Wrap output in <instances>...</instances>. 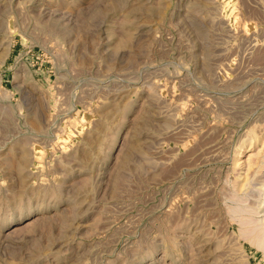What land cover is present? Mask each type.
Returning <instances> with one entry per match:
<instances>
[{
  "label": "rangeland",
  "instance_id": "rangeland-1",
  "mask_svg": "<svg viewBox=\"0 0 264 264\" xmlns=\"http://www.w3.org/2000/svg\"><path fill=\"white\" fill-rule=\"evenodd\" d=\"M262 178L264 0H0V264H264Z\"/></svg>",
  "mask_w": 264,
  "mask_h": 264
},
{
  "label": "bare ground",
  "instance_id": "bare-ground-1",
  "mask_svg": "<svg viewBox=\"0 0 264 264\" xmlns=\"http://www.w3.org/2000/svg\"><path fill=\"white\" fill-rule=\"evenodd\" d=\"M226 13V12H225ZM260 161V160H259ZM260 167H262L263 168V166H260ZM260 167H259V169H260ZM258 168V167H257ZM261 170V169H260ZM258 172H261V171H258ZM253 173V172H252ZM257 177V176H256ZM255 177V178H256ZM246 178V177H245ZM258 178H260V177H258ZM258 178H256V179H258ZM252 179V178H251ZM263 179V178H262ZM259 180H261V179H259ZM252 181V180H251ZM263 181H264V179H263ZM257 182V181H256ZM248 183V182H247ZM262 183V182H261ZM235 185V184H234ZM242 187V186H241ZM240 187V188H241ZM234 188H235V186H234ZM255 189V188H254ZM257 189H259V188H257ZM259 190H262V189H259ZM246 191V190H245ZM236 193V192H235ZM262 193V192H261ZM263 193H264V191H263ZM259 194V193H258ZM261 195H263V194H261ZM232 196H234V195H232ZM254 196H255V194H254ZM257 196V195H256ZM240 198V197H239ZM252 198V197H251ZM243 199V198H242ZM237 201V200H236ZM244 201H245V199H244ZM263 203V202H262ZM241 205V204H240ZM245 206V205H244ZM252 208V207H251ZM240 209H241V207H240ZM243 210H245V209H243ZM244 216H246V215H244ZM238 217V216H237ZM247 217H251L252 218V216L250 215V216H247ZM254 219V218H253ZM245 220V219H244ZM244 220H243V222H244ZM256 220H258V218L256 219ZM232 221V220H231ZM248 222V220L246 219L245 220V222ZM250 221V220H249ZM252 221V220H251ZM247 222H246V224H247ZM261 223V225L260 224H254L252 227H249V228H251V229H249V228H246V229H248V231L246 232L247 233V235L248 236H250L251 237V241L253 240V241H255L257 244H258V247H262V248H264V218H262V221L260 222ZM243 225V224H242ZM244 236V235H243ZM247 237V236H246Z\"/></svg>",
  "mask_w": 264,
  "mask_h": 264
}]
</instances>
